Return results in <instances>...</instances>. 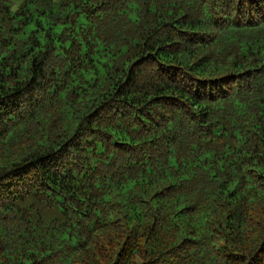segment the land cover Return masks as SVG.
I'll use <instances>...</instances> for the list:
<instances>
[{
	"label": "trees",
	"instance_id": "obj_1",
	"mask_svg": "<svg viewBox=\"0 0 264 264\" xmlns=\"http://www.w3.org/2000/svg\"><path fill=\"white\" fill-rule=\"evenodd\" d=\"M0 264H264V0H0Z\"/></svg>",
	"mask_w": 264,
	"mask_h": 264
},
{
	"label": "rangeland",
	"instance_id": "obj_2",
	"mask_svg": "<svg viewBox=\"0 0 264 264\" xmlns=\"http://www.w3.org/2000/svg\"><path fill=\"white\" fill-rule=\"evenodd\" d=\"M11 1H12V3H13V7H14V9H16L17 6L21 3L22 0H11Z\"/></svg>",
	"mask_w": 264,
	"mask_h": 264
}]
</instances>
